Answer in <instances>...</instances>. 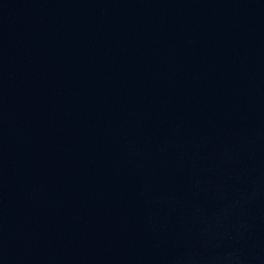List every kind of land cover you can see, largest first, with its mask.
<instances>
[{
    "label": "water",
    "instance_id": "water-1",
    "mask_svg": "<svg viewBox=\"0 0 264 264\" xmlns=\"http://www.w3.org/2000/svg\"><path fill=\"white\" fill-rule=\"evenodd\" d=\"M0 264H264V0H0Z\"/></svg>",
    "mask_w": 264,
    "mask_h": 264
}]
</instances>
